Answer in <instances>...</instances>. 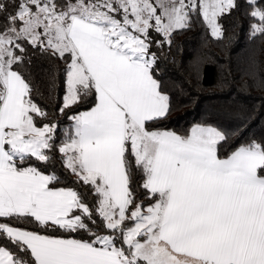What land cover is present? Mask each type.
Wrapping results in <instances>:
<instances>
[{"label": "snow or ice", "instance_id": "1", "mask_svg": "<svg viewBox=\"0 0 264 264\" xmlns=\"http://www.w3.org/2000/svg\"><path fill=\"white\" fill-rule=\"evenodd\" d=\"M234 11L264 41V0H0V264H264V140L221 155L228 133L210 118L160 123L173 34L198 17L223 39ZM29 49L64 65L58 147L21 71ZM205 62L190 61L198 84ZM237 70L258 75V61Z\"/></svg>", "mask_w": 264, "mask_h": 264}, {"label": "trees", "instance_id": "2", "mask_svg": "<svg viewBox=\"0 0 264 264\" xmlns=\"http://www.w3.org/2000/svg\"><path fill=\"white\" fill-rule=\"evenodd\" d=\"M219 23L223 26V39L212 38L197 17L189 28L176 31L170 49H164L165 55L159 62L160 79L171 93L172 103L167 118L160 123L163 128L183 133L197 122L210 118L211 125H218L228 133L227 142L220 148L224 155L251 138L264 140V41L250 42L249 22L239 11L223 16ZM29 53L31 64L26 63L21 71L30 73L28 79L33 86L34 101L49 113L50 121L54 119L58 123V147L65 133L71 134L68 119L71 113L58 111L64 93V65L57 59L32 54L31 49ZM194 55L206 59L199 84L190 66ZM250 58L258 61V75L250 76L237 70L245 68ZM229 64L233 71L231 76H226L220 69ZM56 73H59L58 79ZM177 83L182 85V90L174 88ZM53 154L57 173L71 186L74 177L65 173L59 152ZM52 167L49 165V169ZM144 202L145 206L149 203Z\"/></svg>", "mask_w": 264, "mask_h": 264}]
</instances>
